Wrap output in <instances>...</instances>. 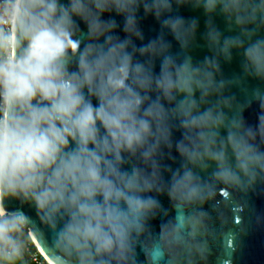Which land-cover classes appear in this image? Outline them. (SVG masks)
<instances>
[{
  "label": "clouds",
  "instance_id": "9594fccd",
  "mask_svg": "<svg viewBox=\"0 0 264 264\" xmlns=\"http://www.w3.org/2000/svg\"><path fill=\"white\" fill-rule=\"evenodd\" d=\"M182 7L207 17L203 61ZM141 9L160 29L147 43ZM234 52L241 72L225 77ZM257 192L264 0H0V264H210L222 241L217 264H231L234 242L264 222Z\"/></svg>",
  "mask_w": 264,
  "mask_h": 264
},
{
  "label": "water",
  "instance_id": "95a60500",
  "mask_svg": "<svg viewBox=\"0 0 264 264\" xmlns=\"http://www.w3.org/2000/svg\"><path fill=\"white\" fill-rule=\"evenodd\" d=\"M179 15L183 16L185 19L196 18L199 21V30L197 33V46L192 50V56L194 61H203V59L210 55L209 50L204 45V41L202 39V34L205 32L206 28V20L207 17L204 15L202 10H194L191 7H182L179 9ZM105 20L107 19H115L116 22L121 26L117 31V35H119L122 39L124 38V33L122 31L123 26V18L116 16L115 13L111 15L105 14L103 17ZM215 25L224 32L225 35H229L226 31V24L223 17L217 15L214 17ZM139 24L140 28L144 33L145 40L147 43L148 40L155 38L159 33V24L152 16L145 17L143 10H140L139 13ZM81 28L86 31L84 25L81 23ZM169 41L173 44V51L177 49V45L171 36H168ZM139 41L137 44L139 45ZM241 57L237 53H233V60L231 63L222 62L221 69L222 73L225 77H231L234 74H239L241 72L240 68ZM156 71L159 72V64L157 63ZM256 81L249 80L248 86L255 87L257 86ZM232 92L237 96L238 99H242V95L240 91L236 88L232 89ZM95 103V101H93ZM260 112L259 107L256 104H253L249 109H247L243 115L245 121L250 125H255L257 123L258 114ZM180 133H174V139H179ZM176 156L175 152L173 153ZM172 165V167L179 166V157L176 156V163H172L171 161H166ZM167 179V177H166ZM161 204L165 208H170V204L167 196L159 197ZM249 204L250 207L254 210L255 214L264 216V194L259 192L250 194L249 196ZM206 209L208 206H205ZM5 208L11 212L20 210L23 211L26 215L36 218V212L33 207H30L27 204L21 205L20 202L10 199L5 203ZM234 221L239 219L238 217L233 218ZM244 222L248 223L251 217L248 214L244 216ZM161 220L157 219L152 222V227L156 232H159ZM233 247L236 249L234 253L227 257L231 261V264H264V222L257 224L254 219L249 224L248 230L245 234L240 235L239 239L234 242ZM224 242L222 241L219 246L213 249L212 256L210 258V264H217L219 259L224 258ZM144 259L143 255H140V260Z\"/></svg>",
  "mask_w": 264,
  "mask_h": 264
},
{
  "label": "built area",
  "instance_id": "2783aa9c",
  "mask_svg": "<svg viewBox=\"0 0 264 264\" xmlns=\"http://www.w3.org/2000/svg\"><path fill=\"white\" fill-rule=\"evenodd\" d=\"M40 255H41V256H43V254H42V253H40Z\"/></svg>",
  "mask_w": 264,
  "mask_h": 264
},
{
  "label": "bare ground",
  "instance_id": "6f19581e",
  "mask_svg": "<svg viewBox=\"0 0 264 264\" xmlns=\"http://www.w3.org/2000/svg\"><path fill=\"white\" fill-rule=\"evenodd\" d=\"M43 254V253H42Z\"/></svg>",
  "mask_w": 264,
  "mask_h": 264
}]
</instances>
